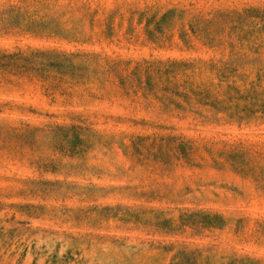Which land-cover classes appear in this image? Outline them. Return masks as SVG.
Instances as JSON below:
<instances>
[{"label":"rangeland","instance_id":"rangeland-1","mask_svg":"<svg viewBox=\"0 0 264 264\" xmlns=\"http://www.w3.org/2000/svg\"><path fill=\"white\" fill-rule=\"evenodd\" d=\"M0 264H264V0H0Z\"/></svg>","mask_w":264,"mask_h":264},{"label":"trees","instance_id":"trees-1","mask_svg":"<svg viewBox=\"0 0 264 264\" xmlns=\"http://www.w3.org/2000/svg\"><path fill=\"white\" fill-rule=\"evenodd\" d=\"M78 55L80 54L68 53L66 51H54V50L42 51L36 49V50H30L27 53L16 52L11 54H4L3 57H6L7 59L14 61L16 64H18L20 61L21 62L23 61L28 64H33V62H35L37 59L42 60L43 62H41L40 64L44 65L43 67H34L33 65H31V69L35 72V76L41 78L43 81H49L50 79H55L57 75L61 77L64 76L68 71H65L63 68L71 67L70 64H73L72 61L74 57ZM57 60H61V62L64 65L57 63L56 62ZM72 70H70L71 75L74 77L77 76L78 73ZM52 87H53L52 89L56 88L54 86ZM193 92L195 94L197 93L195 91ZM200 94L203 96L201 97V99L210 98V95L206 91L200 92Z\"/></svg>","mask_w":264,"mask_h":264}]
</instances>
